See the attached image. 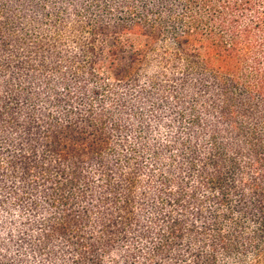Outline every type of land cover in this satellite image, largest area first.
<instances>
[{"label": "trees", "instance_id": "trees-1", "mask_svg": "<svg viewBox=\"0 0 264 264\" xmlns=\"http://www.w3.org/2000/svg\"><path fill=\"white\" fill-rule=\"evenodd\" d=\"M0 264H264V0H0Z\"/></svg>", "mask_w": 264, "mask_h": 264}]
</instances>
